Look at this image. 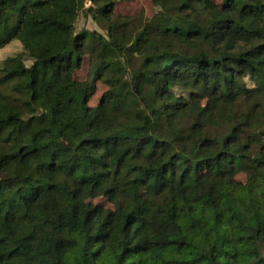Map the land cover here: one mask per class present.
<instances>
[{"label":"trees","instance_id":"16d2710c","mask_svg":"<svg viewBox=\"0 0 264 264\" xmlns=\"http://www.w3.org/2000/svg\"><path fill=\"white\" fill-rule=\"evenodd\" d=\"M84 1L0 0V264H264V0H152L129 45Z\"/></svg>","mask_w":264,"mask_h":264},{"label":"rangeland","instance_id":"374dc122","mask_svg":"<svg viewBox=\"0 0 264 264\" xmlns=\"http://www.w3.org/2000/svg\"><path fill=\"white\" fill-rule=\"evenodd\" d=\"M217 5H220L222 0H213ZM102 2L88 4L87 7L81 8L78 12L77 21L75 23V32L89 31L94 32L96 35L107 37L109 34V26L111 24H117L120 26L118 33L123 37V43L129 45L137 32L141 29L146 20L151 19L158 12V9L154 6L152 0H124L115 4L113 12L111 14L110 21L100 19L96 14L99 9V5ZM89 8V10H86ZM87 42L88 51L85 53L81 63V67L74 74V79L77 81H83L88 78L89 73L93 71L98 63V50L94 49L97 42ZM23 53L22 46L18 41H12L4 48L0 49V63L7 57L15 54ZM120 66H122L127 73H130L138 64V58L135 55H131L126 51L123 52L120 58L116 60ZM25 64L29 66L31 60L25 57ZM106 86L101 83H96V92L89 100L88 104L91 107L97 105L101 95L106 91ZM204 105L209 106L210 100L205 99L202 102ZM234 177L239 181H244V175L236 173ZM201 184H196V191L201 192ZM95 202H101L102 200L96 199ZM103 202V201H102ZM105 204V203H104ZM105 206H107L105 204Z\"/></svg>","mask_w":264,"mask_h":264},{"label":"water","instance_id":"95a60500","mask_svg":"<svg viewBox=\"0 0 264 264\" xmlns=\"http://www.w3.org/2000/svg\"><path fill=\"white\" fill-rule=\"evenodd\" d=\"M89 3H91L92 5L93 4L92 0H85L82 8L87 7ZM86 10H89V8H87Z\"/></svg>","mask_w":264,"mask_h":264}]
</instances>
